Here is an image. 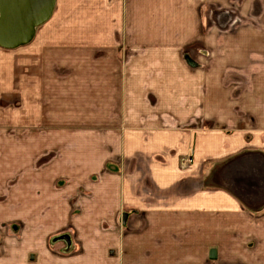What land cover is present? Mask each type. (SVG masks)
I'll list each match as a JSON object with an SVG mask.
<instances>
[{
  "label": "crops",
  "instance_id": "0c3cea01",
  "mask_svg": "<svg viewBox=\"0 0 264 264\" xmlns=\"http://www.w3.org/2000/svg\"><path fill=\"white\" fill-rule=\"evenodd\" d=\"M224 1L54 0L0 46V263L264 264V0L222 49Z\"/></svg>",
  "mask_w": 264,
  "mask_h": 264
},
{
  "label": "rangeland",
  "instance_id": "374dc122",
  "mask_svg": "<svg viewBox=\"0 0 264 264\" xmlns=\"http://www.w3.org/2000/svg\"><path fill=\"white\" fill-rule=\"evenodd\" d=\"M223 3L225 4H221L220 5H216L214 7H210L209 9H207V17L210 18L209 19V22L212 24V26H216L219 31L221 32L222 36H223V39H222V43H221V48L224 49L226 48V44L229 43L228 40H225L224 36L225 35H229V34H232V33H236V32H239L243 29L244 26H246L245 24L248 23L252 17H255L254 20H257V18L260 16L261 14V10H258V9H252V7L254 6V4H252L251 7H248L244 4V1L243 0H231L230 2L227 1H224ZM256 8V7H255ZM229 11L230 14H231V18H230V21L229 23L227 24V26H223V27H219L218 25V22L215 20L216 18V14L219 12V11ZM254 27L256 28H262L259 25L257 24H254ZM199 46V45H198ZM194 51H197L198 48H194L193 49ZM15 55H13V60H14V63L15 65L19 66L20 65V55L19 54H16V53H13ZM1 58V57H0ZM4 59V58H3ZM221 59V58H220ZM224 59V58H223ZM223 59L221 60V65H225ZM226 71H222L221 72V76H222V79L223 81H227L228 83L229 82H232L233 80L235 81H243L244 78H243V74L242 73H238L237 77L235 73H231V74H227L226 75ZM246 75L248 76L249 74L246 73ZM20 77V68L18 67L17 68V71L15 72V78H16V81H20L18 80ZM228 77H231L232 81H229V78ZM238 79V80H237ZM249 81V79H248ZM244 91V89H241V88H238L237 89V96L241 97V92ZM20 100V99H19ZM16 101V100H15ZM20 102H16L15 103V112H16V109H20ZM243 107V106H241ZM264 108V106H261V105H258V104H255L252 106L253 108V111H256V109L258 108ZM250 108V106H249ZM17 112H20V111H17ZM248 116H251L248 115ZM15 126L13 125V131L14 132H17L20 130L21 126L20 125H17L16 122L14 123ZM257 122L254 121V126L256 127L257 126ZM212 125V124H211ZM213 127H218V124L217 122H214L213 123ZM1 140L0 139V143H1ZM17 139L15 138V142ZM21 224V221L20 220H15L13 222V224H5V225H2L0 226V242L3 243L6 241H10V240H20V238L22 237L23 233L26 232V229H23L22 226L20 225ZM0 261H5L6 258L9 259L8 256V250L6 249L8 247L9 244H0ZM1 248H5L4 250L1 249ZM7 250V251H5ZM0 264H13V263H10V261H8V263H0ZM14 264H17V263H14ZM21 264H29L27 263L26 260H23V262Z\"/></svg>",
  "mask_w": 264,
  "mask_h": 264
},
{
  "label": "water",
  "instance_id": "95a60500",
  "mask_svg": "<svg viewBox=\"0 0 264 264\" xmlns=\"http://www.w3.org/2000/svg\"><path fill=\"white\" fill-rule=\"evenodd\" d=\"M54 0H0V46L16 48L28 43L35 28L51 14ZM217 252L210 251L215 259Z\"/></svg>",
  "mask_w": 264,
  "mask_h": 264
}]
</instances>
